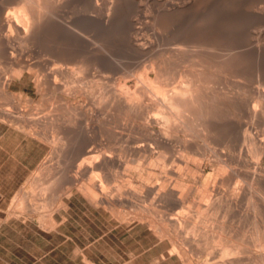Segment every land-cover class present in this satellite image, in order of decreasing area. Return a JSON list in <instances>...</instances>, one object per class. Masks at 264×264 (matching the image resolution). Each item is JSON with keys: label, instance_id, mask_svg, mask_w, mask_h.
Segmentation results:
<instances>
[{"label": "bare ground", "instance_id": "6f19581e", "mask_svg": "<svg viewBox=\"0 0 264 264\" xmlns=\"http://www.w3.org/2000/svg\"><path fill=\"white\" fill-rule=\"evenodd\" d=\"M0 127L58 167L5 219L77 194L163 260L264 264V0H0Z\"/></svg>", "mask_w": 264, "mask_h": 264}, {"label": "rangeland", "instance_id": "374dc122", "mask_svg": "<svg viewBox=\"0 0 264 264\" xmlns=\"http://www.w3.org/2000/svg\"><path fill=\"white\" fill-rule=\"evenodd\" d=\"M12 90L29 94L35 100L39 98L32 94L31 86L17 84ZM17 139L0 127V194L4 199L0 203V213L4 211L0 220L5 212L11 207H20L25 199L38 204L49 198L51 191L39 193L34 190L32 178L45 172L46 166L51 171L58 168L46 163L47 146L27 145L26 141L19 139L18 142ZM15 193H18L17 197ZM80 198L77 194L71 198L63 197L69 206L67 210L56 206L51 211L50 219L55 223L50 232L37 233L34 224L11 220L19 223L8 226L0 240L2 264H179L176 256L162 259L169 247L167 240L161 241L140 224L119 226L106 210L95 208ZM145 202L141 205L148 206L149 201ZM127 210L131 212L132 208Z\"/></svg>", "mask_w": 264, "mask_h": 264}, {"label": "crops", "instance_id": "0c3cea01", "mask_svg": "<svg viewBox=\"0 0 264 264\" xmlns=\"http://www.w3.org/2000/svg\"><path fill=\"white\" fill-rule=\"evenodd\" d=\"M3 200H4V199H3V196L0 194V203H3V202H2ZM3 213H4V211H2V213H0V218L2 217ZM13 219H15V218L5 219V215H4L3 220H0V240H2V237H3V235L5 234V229H6L8 226H11L13 223L18 224L19 222H17V221H20V220H18V219H15V220H17V221H11V220H13ZM9 221H11V222H9ZM7 222H9V223H7ZM21 222H23V221H21ZM21 222H20V223H21ZM5 223H6V224H5ZM22 224L27 225L25 222H23ZM32 231L34 232L35 230L32 229ZM35 232H37V233H44V232H38V231H35ZM0 262H1L0 264H2V255H0Z\"/></svg>", "mask_w": 264, "mask_h": 264}]
</instances>
